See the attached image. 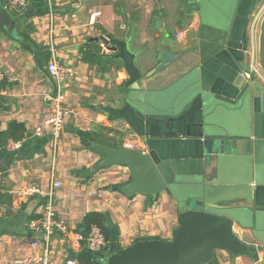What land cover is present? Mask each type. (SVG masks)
<instances>
[{"label": "crops", "instance_id": "crops-1", "mask_svg": "<svg viewBox=\"0 0 264 264\" xmlns=\"http://www.w3.org/2000/svg\"><path fill=\"white\" fill-rule=\"evenodd\" d=\"M256 3L257 0H238L234 14L248 17ZM263 5L261 0L254 18ZM196 6L195 0H52L50 5L46 0H29L23 10L10 14L23 20L16 35L0 32V68L4 74L0 82V132L10 122H17L24 126L25 135L18 140L22 143L20 150L9 152L3 147L0 151V163L6 162L0 170V196L11 199L10 206L0 204V221L14 229L12 233L0 232V264L24 255H36L46 245L42 234L30 233L26 228L28 218L38 217L42 212L46 198H20L17 192L28 185L49 190L52 181L61 183L59 189L53 190L56 219L64 222L69 231L68 236L55 231L49 239L52 264H65L68 260L76 264H106V258L135 242L172 239L177 216L183 210L177 208L170 193L164 191L154 199L140 194L127 197L121 193V188L130 181L127 169L100 167L101 156L94 151L93 144L102 142L122 149L132 136L130 131H125L123 121L109 122L102 108L122 106L124 90H131L124 86L127 77L120 61L116 60V66L102 72L84 63L82 52L90 44H96L100 54L112 56L93 38L103 36L111 44L123 41L135 56L134 63L142 76L134 92H162L224 48L221 44L226 38L220 31L202 24L201 17L194 15ZM95 13L99 16L94 19ZM193 28L197 38L192 48L179 57L172 54L168 55L169 59L165 55L159 57V51L165 53L161 31L172 43L174 39L182 41ZM249 34L252 64V29ZM52 58L74 72L63 90L68 114L54 151L48 129L35 132L50 114L44 94L57 93L46 70ZM261 61L264 67V27ZM230 207L244 209L250 221H255L252 214L264 212L259 207L247 210L248 206L241 202ZM90 212L101 213L104 226L110 231L105 248L97 253L91 252L85 243L75 244V234L85 235L82 220ZM25 216L26 223L21 229ZM233 230L241 242L250 246L251 252L232 256L216 251L211 264H260L264 257L263 242L257 237L255 226L235 222ZM33 240L39 242V248L28 246Z\"/></svg>", "mask_w": 264, "mask_h": 264}, {"label": "water", "instance_id": "water-1", "mask_svg": "<svg viewBox=\"0 0 264 264\" xmlns=\"http://www.w3.org/2000/svg\"><path fill=\"white\" fill-rule=\"evenodd\" d=\"M196 3L194 15L198 16L200 0ZM258 5L248 17L234 14L232 22L231 17L220 18L221 26L227 27L226 32L218 30L226 38L224 48L184 74V85L171 99L164 98V90L134 92L142 76L126 44H111L103 36L93 38L122 63L127 77L124 86L131 90L122 106L102 111L109 122L123 121L125 131L144 146L133 150L93 144L101 156L100 167L127 169L130 181L121 188L127 197L140 194L154 199L164 191L188 190L197 207L178 214L171 240L135 242L106 258V264H211L216 251L232 256L251 252L233 230L235 222H242L244 209L230 205L241 202L247 210L264 208V5L254 18ZM10 14L0 1V32L16 35L19 23ZM160 36L165 54L179 57L194 46L197 31L189 29L182 41L172 43L164 32ZM5 165L2 161L0 170ZM230 211L234 217L226 215ZM25 223L26 216L21 229ZM2 231L14 229L0 221Z\"/></svg>", "mask_w": 264, "mask_h": 264}, {"label": "built area", "instance_id": "built-area-1", "mask_svg": "<svg viewBox=\"0 0 264 264\" xmlns=\"http://www.w3.org/2000/svg\"><path fill=\"white\" fill-rule=\"evenodd\" d=\"M29 0H8L4 3L5 9L10 12H19L23 10ZM48 5L52 0H46ZM99 16V13L93 14L92 18ZM48 74L53 79L57 93L54 96L46 93L44 94V100L48 102L50 106V114L45 118L41 127L35 129L36 134L40 133L43 128H47L51 141L53 151L56 149V146L59 143V139L63 130L65 123V118L68 114L65 109V101L63 90L66 89L74 77V72L71 68L62 66L57 63V61L52 58L46 66ZM4 79L3 71L0 68V82ZM124 148L139 150L143 148L141 140L134 134L127 141L124 142ZM22 146L21 141H8L4 149L9 152H14L20 150ZM3 148L0 146V151ZM51 189L45 190L41 187L35 185H28L21 188L17 195L20 198H29V197H39L46 198V202L43 206L42 212L38 217H33L29 220L27 224V230L33 234H42L46 238V245L40 249V252L36 255H24L19 258L10 260L7 264H52V259L50 255V247L48 244L51 236L54 235L55 231L61 232L64 236L69 235V231L65 226L64 222L56 219V213L52 205L53 190L59 189L61 183L59 181L51 182ZM75 244L85 243L86 247L91 252H101L105 246L106 241L101 229L92 225L89 229L88 234L85 236L82 233L75 234ZM28 246L31 248H39V242L36 240L28 243ZM65 264H76L73 260L66 261Z\"/></svg>", "mask_w": 264, "mask_h": 264}, {"label": "rangeland", "instance_id": "rangeland-1", "mask_svg": "<svg viewBox=\"0 0 264 264\" xmlns=\"http://www.w3.org/2000/svg\"><path fill=\"white\" fill-rule=\"evenodd\" d=\"M182 0H180L181 2ZM196 1V0H195ZM198 5H201V9L198 12V16L201 17L202 24L205 25V27H211L216 30H222V32H226V28L221 26V17H228V19L231 17L230 22H232L233 15L235 13V9L238 5V0H200V3ZM182 12V10H181ZM183 15V14H182ZM179 21L183 24L182 16L179 17ZM118 27V25H116ZM119 29V28H118ZM213 29V30H214ZM221 34V33H220ZM159 39L157 40V43H159ZM164 51V49H163ZM108 53V52H107ZM159 57H162L161 55H165L166 59H169L168 55L165 53H162L159 51ZM184 77L180 76L179 80L175 84H170L166 86L165 92H163L165 99H171V97L175 95V93L181 89V87L184 85ZM125 94L128 93V91L124 90ZM132 100H130L131 102ZM123 136L120 135V140H123ZM171 195V197L176 200L177 202V208L181 207V210H184L186 208L191 209H197L195 206V200L194 196L188 191L184 190L183 192H175L174 190L168 191ZM213 212V211H212ZM242 212V219L240 220L244 223H251L256 228V235L259 237L263 242V250H264V212L261 213H255L252 214V217H254L255 221L248 220V213H246L244 210H241ZM226 213V212H225ZM245 214V215H244ZM229 217H234V214L232 213H226Z\"/></svg>", "mask_w": 264, "mask_h": 264}, {"label": "trees", "instance_id": "trees-1", "mask_svg": "<svg viewBox=\"0 0 264 264\" xmlns=\"http://www.w3.org/2000/svg\"><path fill=\"white\" fill-rule=\"evenodd\" d=\"M19 23V29L21 25V20L23 18H16ZM18 29V31H19ZM31 28L28 27V30ZM17 31V32H18ZM82 61L84 63H87L90 67L96 66L99 71L106 72L108 71L111 67L116 66V60L113 59L112 56H104L100 54V48L96 44H90L88 46L87 50L82 52ZM25 135V128L22 124L17 123V122H10L7 126V129L3 132H0V146L3 148L6 146V143L8 140L12 141H18L21 140ZM98 145H103V146H108L111 147L108 144L100 143ZM113 148V147H111ZM116 149V148H114ZM0 204L4 205L7 204L10 206L11 204V199L9 196H0ZM33 217H29L28 220H30ZM103 215L98 212H90L87 213L82 220V225L85 230V236L88 234L89 229L92 225L98 226L105 238L106 243L109 241V236H110V231L104 226V219Z\"/></svg>", "mask_w": 264, "mask_h": 264}, {"label": "flooded vegetation", "instance_id": "flooded-vegetation-1", "mask_svg": "<svg viewBox=\"0 0 264 264\" xmlns=\"http://www.w3.org/2000/svg\"><path fill=\"white\" fill-rule=\"evenodd\" d=\"M256 4L258 5V3H256ZM258 7H259V6H258ZM258 7H257V8H258Z\"/></svg>", "mask_w": 264, "mask_h": 264}]
</instances>
